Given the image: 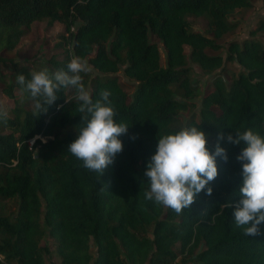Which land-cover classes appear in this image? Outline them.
Here are the masks:
<instances>
[{
  "label": "trees",
  "instance_id": "trees-1",
  "mask_svg": "<svg viewBox=\"0 0 264 264\" xmlns=\"http://www.w3.org/2000/svg\"><path fill=\"white\" fill-rule=\"evenodd\" d=\"M250 6V0H0V66L9 71L0 77L12 103L6 123L0 121V264H45L51 251L56 264H264V223L260 235L245 236L234 222L242 145L218 141L220 133L235 138L249 128L264 135V11L247 38L227 44L224 57L206 52L220 49L217 40L237 27L226 14ZM186 15L204 18V32L191 29ZM34 21L59 23L65 36L61 59L29 69L5 53ZM73 56L97 72L82 74L93 100L109 90L116 121L129 125L119 137L123 151L101 175L68 151L81 122L74 91L62 88L35 116L16 82L17 74L30 79L45 67L66 70ZM232 62L240 70L225 83L221 73ZM189 63L213 72L196 110ZM119 71L135 82L131 94L119 85ZM185 124L207 134L210 152L219 142L227 160L216 158L212 194L201 191L177 215L144 198V172L159 137Z\"/></svg>",
  "mask_w": 264,
  "mask_h": 264
},
{
  "label": "clouds",
  "instance_id": "clouds-1",
  "mask_svg": "<svg viewBox=\"0 0 264 264\" xmlns=\"http://www.w3.org/2000/svg\"><path fill=\"white\" fill-rule=\"evenodd\" d=\"M90 71L87 60L73 56L66 70L50 73L45 67L31 72L30 79L17 74L16 82L32 99L35 116L47 111V106L55 102L62 88L74 91L81 122L76 139L67 146L68 151L82 161L84 168L101 175L123 151L119 137L127 133L129 125L116 121L117 111L109 99V90L102 89L99 98L93 100L82 75ZM0 121H7V112L2 107ZM219 140L242 145L236 157L241 162L242 182L238 189L241 198L233 213L234 222L245 236L260 235L259 226L264 223V135L249 128L236 131L235 138L232 134L220 133ZM206 143L207 134L198 126L187 124L160 136L144 172L149 182L144 198L180 215L195 202L201 191L211 195L210 183L218 175L216 158L226 161L227 152L219 142L215 151L210 152Z\"/></svg>",
  "mask_w": 264,
  "mask_h": 264
},
{
  "label": "rangeland",
  "instance_id": "rangeland-1",
  "mask_svg": "<svg viewBox=\"0 0 264 264\" xmlns=\"http://www.w3.org/2000/svg\"><path fill=\"white\" fill-rule=\"evenodd\" d=\"M251 6L246 9L237 10L234 12L227 13V19L230 21H236L237 27L233 32L225 33L218 40L217 43L221 45V48L213 51L206 49L208 54H220L221 57L225 56V48L230 41H236L240 43L244 38H247L248 31L253 27L254 23L263 15L264 11V0H250ZM187 22L189 23L191 29L204 32L205 28V19L202 17H196L193 15L185 16ZM24 33L16 44L15 48L7 51L6 56L12 58L13 60L19 62L21 65L26 66L29 69H36L40 66L47 65V61L50 57L55 59H61L62 57V48L59 47L61 43L63 34V26L59 23H53L51 26L47 27L44 21H34L30 24L28 28H23ZM150 40L156 41L154 37H149ZM161 51V59L163 60V53ZM190 66V76L192 84L196 86V91L190 98V102L194 105L193 110L197 109L199 106L200 98L202 92L205 88L209 87L210 79L212 73H206L200 70L195 64L189 63ZM240 70V66L235 63H227L226 69L222 71L221 75L225 83H228L229 80L235 76V74ZM218 71V69L216 70ZM96 72L95 69L91 67L89 76L94 75ZM9 71L0 66V76L8 77ZM117 81L121 88L131 94L135 82L124 77L121 71L116 74ZM0 77V107H2L7 112V116L11 115V101L8 97L2 92V83ZM88 88V86H86ZM208 89V88H207ZM70 95H72V89H68ZM17 93V91H15ZM174 96L179 97L180 91H174ZM28 108L29 105H26ZM188 113H181V118L185 119ZM36 138V137H34ZM40 141H43L42 137H39ZM46 241L48 247L51 249V239H44L42 242ZM45 264H56L57 258L54 253L51 251L49 256L45 257ZM188 264V263H185Z\"/></svg>",
  "mask_w": 264,
  "mask_h": 264
},
{
  "label": "built area",
  "instance_id": "built-area-1",
  "mask_svg": "<svg viewBox=\"0 0 264 264\" xmlns=\"http://www.w3.org/2000/svg\"><path fill=\"white\" fill-rule=\"evenodd\" d=\"M32 142V140H29V143H31Z\"/></svg>",
  "mask_w": 264,
  "mask_h": 264
}]
</instances>
